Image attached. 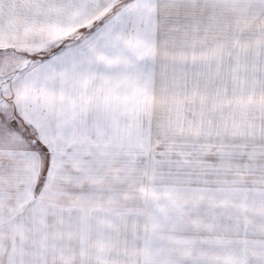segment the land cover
Returning <instances> with one entry per match:
<instances>
[{"label": "snow or ice", "instance_id": "1", "mask_svg": "<svg viewBox=\"0 0 264 264\" xmlns=\"http://www.w3.org/2000/svg\"><path fill=\"white\" fill-rule=\"evenodd\" d=\"M0 264H264V0H0Z\"/></svg>", "mask_w": 264, "mask_h": 264}]
</instances>
